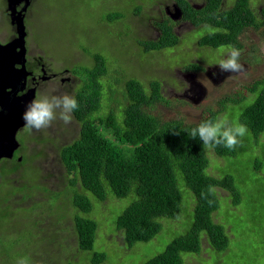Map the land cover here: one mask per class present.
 Instances as JSON below:
<instances>
[{"label":"rangeland","instance_id":"obj_1","mask_svg":"<svg viewBox=\"0 0 264 264\" xmlns=\"http://www.w3.org/2000/svg\"><path fill=\"white\" fill-rule=\"evenodd\" d=\"M174 1L33 0L25 18L30 66L41 57L46 65L57 70L68 69L71 80L57 84L53 90L50 83L45 84L40 92L75 96L85 83L83 71L95 65V55H101L107 60L108 71L101 81V110L96 116L114 113L120 119L128 105L125 84L135 79L148 91L152 81L161 83L163 100L148 111L164 122L181 119L187 126H195L212 112L226 117L230 124L237 122L240 113L256 98L249 88L264 79V0H251L260 28H251L240 38L244 48L240 50L239 62L244 65V74L222 72L219 66H214L225 55L220 47L210 49L199 45L201 37L214 29L196 27L182 20L174 23L178 46L152 53L144 51L141 43L160 37L158 25L170 19L165 9ZM189 1L197 7L204 3V0ZM234 2L224 0L223 9H229ZM7 9V0H0L1 44L15 37ZM111 13L121 18L111 24L106 22ZM191 65L199 69L193 70ZM208 69H216L212 78L207 74ZM196 101L200 104L195 105ZM237 101L242 102L236 104ZM80 132L81 123L74 116L69 125L56 120L47 129L24 128L18 133L26 157L13 163L22 162L21 169L0 179L4 185L1 195L5 197L7 192L11 196L4 204L11 216L9 225L3 228L7 235L0 233V245H17L21 240L27 245L21 233L25 230L32 243L26 250L32 254L33 264H92L94 253L107 256L103 264H144L188 233L194 221V195L179 178L183 197L181 217L159 220L163 226L160 234L133 248L126 244L116 221L136 196L119 200L110 194L104 202H99L88 195L93 210L81 217L96 221L98 231L93 250L81 251L75 228L79 212L71 202L69 179L73 177L68 175L60 158L61 148L76 141ZM237 148L242 151L236 158H223L224 162L218 163V166L222 163L219 178L231 175L242 195L241 204L235 207L230 194L217 189L222 198L219 197L220 208L214 218L229 236V246L226 251L217 252L202 233L200 253L182 254L185 264H264V134L259 138L247 134ZM206 154L210 165L213 160L207 174L219 175L214 150ZM6 165L3 162L1 167ZM77 189L84 193L81 185ZM58 195L63 197L58 199Z\"/></svg>","mask_w":264,"mask_h":264},{"label":"trees","instance_id":"obj_2","mask_svg":"<svg viewBox=\"0 0 264 264\" xmlns=\"http://www.w3.org/2000/svg\"><path fill=\"white\" fill-rule=\"evenodd\" d=\"M176 1L184 12V20L195 26L214 29L199 40L202 48H219L231 44L242 50L244 45L241 36L251 28L259 29L261 26L251 0H235L227 10L222 7L224 0H205L201 10L192 8L186 0ZM120 18V15L111 13L106 17V22L111 24ZM174 23L167 19L159 24L160 37L154 41H143L141 46L144 51L152 53L178 46ZM93 60L95 65L83 71L85 83L75 96L79 107L73 114L81 123L80 136L60 151L64 167L68 175L73 177L69 180L73 189L71 202L79 212L75 217L79 249L83 252L92 251L98 231L96 221L81 217L83 213L93 210V202L88 195L99 202H104L110 194L119 200L132 194L136 196L116 221L117 228L124 233L126 244L133 248L138 243L154 240L160 234L163 226L159 220H177L181 217V178L195 198L193 224L188 233L172 241L165 252L144 264H185L182 254L200 253L202 233L206 234V239L215 251H226L229 236L214 218L220 208L217 189L228 192L235 207L241 204L242 195L231 175L219 178L220 167L223 158H236L242 149L216 147L214 163L220 174H205V170L213 166V160L210 158V165L202 141L189 135L191 129L199 124L187 126L181 119L164 122L148 111L163 100L159 81L150 83V91L140 81L126 82L128 105L122 111L121 118L114 113L96 116L101 110V81L107 74L108 64L101 55H95ZM190 68L199 69L193 65ZM249 89L256 94V98L240 113L237 122L247 126L248 134L259 138L264 134V79L256 81ZM241 102L237 101L236 104ZM216 117L217 114L212 112L202 121ZM219 162L222 163L218 166ZM21 166L22 162L15 164L11 170L16 172ZM79 185L84 193L75 190ZM209 185L216 188L214 194L208 195V200L213 201L211 205L201 196ZM57 198L60 199L61 195ZM7 199L0 196L1 236L7 235L3 228L10 223L11 215L4 205ZM21 233L27 245L22 240L17 245H0V262L19 264L26 260L27 264H33L32 254L26 250L32 244L31 239L25 230ZM22 247L25 250H20ZM106 258L103 253H94L91 262L103 264Z\"/></svg>","mask_w":264,"mask_h":264},{"label":"water","instance_id":"obj_3","mask_svg":"<svg viewBox=\"0 0 264 264\" xmlns=\"http://www.w3.org/2000/svg\"><path fill=\"white\" fill-rule=\"evenodd\" d=\"M31 3L32 0H7L10 22L16 33L15 38L9 43H0V161L5 158L11 159L20 148L17 135L24 129L21 117L25 106L37 94L36 88H33L19 96L20 92L25 91L28 78L33 75L27 70L25 26L26 13ZM22 5L23 8L19 10ZM167 15L173 22H178L182 19L183 12L177 6L173 10H167ZM208 73L210 75V71ZM198 102L194 104L199 105ZM5 111L9 112L7 116L4 114Z\"/></svg>","mask_w":264,"mask_h":264},{"label":"clouds","instance_id":"obj_4","mask_svg":"<svg viewBox=\"0 0 264 264\" xmlns=\"http://www.w3.org/2000/svg\"><path fill=\"white\" fill-rule=\"evenodd\" d=\"M220 51L225 53L217 64L222 72L245 73L244 65L239 62L241 56L239 49L229 44L221 45ZM75 96L68 93L55 95L37 92L33 100L25 106V111L22 114L24 128L36 131L47 129L56 120L62 121L65 125L71 124L74 120L73 113L79 107ZM248 132L246 125L238 122L229 124L226 117L217 116L215 119L199 123L197 127L191 129L189 135L193 139L198 137L202 141L205 151L214 150L219 146L234 150L238 145H242V138ZM205 174H207V170H205ZM215 192L216 188L209 185L207 191L202 192L201 196L211 205L213 201L208 200V195ZM19 264H27V261H20Z\"/></svg>","mask_w":264,"mask_h":264},{"label":"flooded vegetation","instance_id":"obj_5","mask_svg":"<svg viewBox=\"0 0 264 264\" xmlns=\"http://www.w3.org/2000/svg\"><path fill=\"white\" fill-rule=\"evenodd\" d=\"M187 2H188V4L192 7V8H194V9H196V10H201L203 7H204V5H205V0H204V3H203V5L201 6V7H197V6H193L191 3H190V1L189 0H186ZM32 2H33V0H32ZM31 5H32V3H31ZM223 5H224V1H223V4H222V7H223ZM177 6H179V8H181L180 7V5H179V3L175 0L174 1V3L172 4V6H167L166 7V9H165V11H166V14H167V10H173L175 7H177ZM23 8V5L19 8V10H21ZM30 8V7H29ZM29 10V9H28ZM181 10H182V8H181ZM182 12H183V10H182ZM27 14V13H26ZM9 17V16H8ZM169 17V16H168ZM10 19V18H9ZM184 23H191L190 21H186V20H184V12H183V17H182V19H181ZM180 20V21H181ZM176 23V22H175ZM180 23V22H179ZM192 24V23H191ZM193 25V24H192ZM195 26V25H194ZM196 27H200V26H196ZM15 29V28H14ZM16 33V32H15ZM200 33H203L202 31L200 32ZM15 38V37H14ZM13 38V39H14ZM12 39V40H13ZM11 40V41H12ZM210 49H217V48H210ZM214 66H218L217 64L216 65H214ZM214 68H216V67H214ZM27 70L29 71V72H32L33 73V75L32 76H30L29 78H28V82H27V87H26V89H25V91L24 92H20L19 93V96H22L24 93H26L28 90H30V89H33V88H36V93L37 92H40V88L43 86V85H45V84H51L52 85V90L53 89H55V86L57 85V84H66V83H68V82H70L71 80H70V71L68 70V69H56L55 67H53V65H46L44 62H43V60H42V58L41 57H39V58H37V59H35L34 61H33V63H31V66H30V63H29V61L27 62ZM210 71V78H212L213 77V74H214V72H216V69H208V71H207V74H208V72ZM18 96V95H17ZM18 96V97H19ZM0 112H1V109H0ZM5 116H7L8 114H9V112L8 111H5ZM76 119V118H75ZM77 120V119H76ZM20 143V142H19ZM25 151L26 150H23L22 149V144L20 143V148L13 154V157L11 158V159H9V158H5V159H2L1 161H0V179H4V177H6V176H9V175H12L13 173H15V172H13L11 169L15 166V164H13L15 161H18V159H19V161H21L22 159H24V157H26V154H25ZM5 163V164H7L6 166H5V168H2L1 167V164L2 163ZM11 164H13V165H11ZM4 185L2 184V183H0V195H1V193L3 194V187ZM77 188H78V186L75 188V190H77ZM72 192H73V189L71 190ZM4 194H5V197H7L9 200H10V198H11V196H10V193H8L7 194V192H4ZM63 196L61 195V198H62ZM7 199V202L9 201ZM6 202V203H7ZM72 215H74V214H72Z\"/></svg>","mask_w":264,"mask_h":264},{"label":"bare ground","instance_id":"obj_6","mask_svg":"<svg viewBox=\"0 0 264 264\" xmlns=\"http://www.w3.org/2000/svg\"><path fill=\"white\" fill-rule=\"evenodd\" d=\"M135 80V79H134ZM137 81H139V80H137ZM150 83V82H149Z\"/></svg>","mask_w":264,"mask_h":264}]
</instances>
